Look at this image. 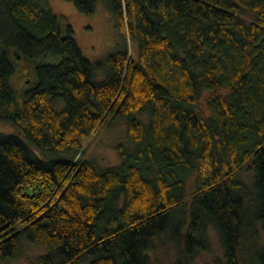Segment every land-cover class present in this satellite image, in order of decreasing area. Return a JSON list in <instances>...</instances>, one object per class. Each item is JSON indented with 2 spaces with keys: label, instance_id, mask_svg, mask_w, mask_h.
I'll return each mask as SVG.
<instances>
[{
  "label": "trees",
  "instance_id": "1",
  "mask_svg": "<svg viewBox=\"0 0 264 264\" xmlns=\"http://www.w3.org/2000/svg\"><path fill=\"white\" fill-rule=\"evenodd\" d=\"M66 1L102 3L122 46L91 62L41 0H0V262L27 242L47 250L32 264H152L164 235L189 264L212 228L242 264L249 204L264 232V0ZM111 119L127 145L98 170L81 153Z\"/></svg>",
  "mask_w": 264,
  "mask_h": 264
},
{
  "label": "rangeland",
  "instance_id": "2",
  "mask_svg": "<svg viewBox=\"0 0 264 264\" xmlns=\"http://www.w3.org/2000/svg\"><path fill=\"white\" fill-rule=\"evenodd\" d=\"M43 4L55 15L65 17V23L71 26L73 37L82 55L91 62L103 60L104 57L114 52L122 46V41L116 32L109 12L104 5L97 2L92 15H84L78 12L73 3L66 0H41ZM240 18L249 22L252 17L250 13L243 12ZM132 58L137 57V46L132 44L127 47ZM44 59H49L45 57ZM35 63L31 64V67ZM22 62H16L18 69L12 79L15 91L19 93L25 81L30 79V70L22 68ZM102 76L97 77V79ZM0 132L4 134L16 133L15 129L6 122L0 121ZM85 141H83L84 143ZM127 145L125 137V126L123 120H110L98 130L90 142L84 143L81 157L91 160L98 170L117 165L120 160L115 149L117 143ZM34 150V149H33ZM37 156H40L35 151ZM251 159L246 161L238 175L239 182L244 186L253 202L251 191L252 170L250 169ZM249 229L245 233L241 243L239 257L242 264H254V253L264 245V232L260 225L254 221L253 206L248 205ZM208 244L203 251L197 252L189 264H223L222 249L218 242V237L212 228L207 230ZM47 250L38 244L21 242L15 254L0 264H32L41 255H45ZM152 264H174L175 249L166 236L161 235L152 241V251L147 254Z\"/></svg>",
  "mask_w": 264,
  "mask_h": 264
}]
</instances>
